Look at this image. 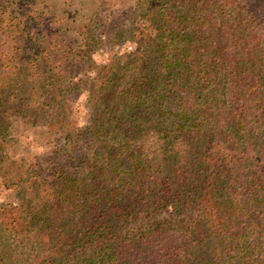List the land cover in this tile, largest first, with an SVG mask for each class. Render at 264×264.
Instances as JSON below:
<instances>
[{"label":"trees","instance_id":"obj_1","mask_svg":"<svg viewBox=\"0 0 264 264\" xmlns=\"http://www.w3.org/2000/svg\"><path fill=\"white\" fill-rule=\"evenodd\" d=\"M121 1L0 0V264H264V0Z\"/></svg>","mask_w":264,"mask_h":264},{"label":"rangeland","instance_id":"obj_2","mask_svg":"<svg viewBox=\"0 0 264 264\" xmlns=\"http://www.w3.org/2000/svg\"><path fill=\"white\" fill-rule=\"evenodd\" d=\"M122 4V1L120 0ZM113 9L106 10L112 11ZM122 8L115 12L119 17L122 13ZM134 45L131 41H122L115 44L105 42L101 48L94 52V59L97 63L109 62L114 55H120L125 52L131 51ZM91 74H94L91 72ZM84 78V75H79L77 79ZM84 98V96H83ZM82 102L77 103L76 119L79 123L85 121V113ZM40 149L33 148L31 151H19L10 155L6 159L0 161V203L15 199L13 190L17 185H21L35 175L36 160L35 153ZM16 200V199H15Z\"/></svg>","mask_w":264,"mask_h":264}]
</instances>
